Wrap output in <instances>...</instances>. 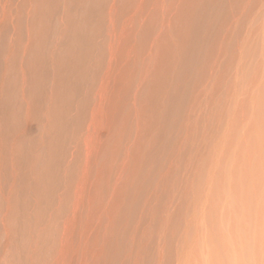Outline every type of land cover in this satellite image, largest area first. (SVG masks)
I'll return each instance as SVG.
<instances>
[{"label":"rangeland","instance_id":"1","mask_svg":"<svg viewBox=\"0 0 264 264\" xmlns=\"http://www.w3.org/2000/svg\"><path fill=\"white\" fill-rule=\"evenodd\" d=\"M264 195V0H0V264H218Z\"/></svg>","mask_w":264,"mask_h":264},{"label":"clouds","instance_id":"2","mask_svg":"<svg viewBox=\"0 0 264 264\" xmlns=\"http://www.w3.org/2000/svg\"><path fill=\"white\" fill-rule=\"evenodd\" d=\"M235 232L243 250L234 252L228 238L222 237L218 264H264V195L258 206L252 205L237 221Z\"/></svg>","mask_w":264,"mask_h":264}]
</instances>
